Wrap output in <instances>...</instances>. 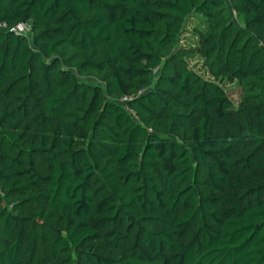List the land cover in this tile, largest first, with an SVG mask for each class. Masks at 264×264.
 I'll use <instances>...</instances> for the list:
<instances>
[{
  "label": "trees",
  "instance_id": "trees-1",
  "mask_svg": "<svg viewBox=\"0 0 264 264\" xmlns=\"http://www.w3.org/2000/svg\"><path fill=\"white\" fill-rule=\"evenodd\" d=\"M244 2L253 16L264 20V0ZM224 4L225 0L160 3L180 15L195 11L208 20ZM2 21L9 25L30 21L35 37L47 41L43 49L49 56L62 47L75 49L84 56L82 68L107 72L106 90L130 100L128 107L106 100L96 88L92 109L103 103V120L90 134L86 123L67 116L75 100L72 87L85 94L88 85L70 72L52 85V64L38 61L29 37L0 30L1 98L10 97L18 84L29 83L37 62L48 93L47 111L57 126L51 143L44 117L32 141L11 134L31 147L39 139L55 154L42 172L24 152L0 162V172L10 182L9 193L16 197L0 211V264H39L44 225L53 215H59L60 228L51 243L55 256L51 264L86 260L88 264H264L263 189L239 169L251 155L242 154L248 137L256 142L253 151L264 145V116L254 122L247 119L248 132L241 136V111L224 88L214 81L194 80L188 70L162 79L176 92L184 113L157 89L133 91L135 82L148 84L144 79L162 64L158 42L176 43L180 26L161 31L150 0H0ZM222 65L231 77L250 74L264 88V57L258 49L250 53L232 42ZM167 119L185 128L184 142L152 132L150 127ZM84 140L86 147L79 145ZM143 140V185L129 189L119 170L133 163ZM193 153L210 192L206 196L187 185L196 169ZM155 165L167 176L164 188L150 173ZM97 169L109 187L106 197L99 196L94 182ZM107 210L111 213L103 216ZM121 215L123 219L118 218ZM111 220L113 227L103 231ZM101 237L113 248L121 242L128 246L116 257L83 252Z\"/></svg>",
  "mask_w": 264,
  "mask_h": 264
},
{
  "label": "rangeland",
  "instance_id": "rangeland-1",
  "mask_svg": "<svg viewBox=\"0 0 264 264\" xmlns=\"http://www.w3.org/2000/svg\"><path fill=\"white\" fill-rule=\"evenodd\" d=\"M150 1L152 7L159 14L161 31L166 30V27L180 26L181 29L176 43L161 45L158 42L157 52L162 58V64L153 69L151 75L144 79L148 84L135 82L133 91H142L148 88L157 89L176 111L184 113V108L176 99V92L162 82V79L165 75L173 74L176 71L188 70L192 73L194 80L214 81L224 88L234 105L241 111L242 120L240 123L243 130L240 135H246L248 132L247 119L254 122L264 116V88L257 78L250 74L245 78H234L226 74L222 59L232 42H238L250 53L258 49L260 55L264 57V20L253 16L249 9L244 7V4L248 5L244 0H225V4L219 9L213 20H208L195 11L187 15L175 13L168 7L160 5L166 0ZM262 13L264 17V8ZM28 37L37 52L38 61L52 64L49 72L52 85H56V82L66 76L68 72L74 74L81 83L88 85V91L85 94L72 87L75 90V100L74 105L67 110V116L73 121L81 120V123H86L90 134L93 132L92 127L103 120V103H100L95 110L92 109L96 88H101L106 100L125 105L118 94L109 93L106 90L107 82L110 79L107 72L98 73L92 69L82 68L84 56L81 53L75 49L62 47L56 54L49 56L43 49L47 42L44 38H36L33 31L28 32ZM96 58H99V55ZM47 101L48 93L42 69L35 62L29 83L18 84L10 97L6 99H2L0 96V162L6 156L24 152L31 155L32 164L36 165L40 172L48 170L49 157L55 154L50 146L45 148L38 139L34 147H31L29 143L11 138V134H15L22 135L23 140L28 137V140L32 141L40 125L41 117H44L46 119L44 125L51 143L57 133V126L50 120L46 107ZM244 115L245 117H243ZM137 117L141 119L138 113ZM150 129L162 137L178 139L182 142L187 136L185 128L173 119L158 121L155 128L150 127ZM27 132L30 134L28 135ZM144 143L143 140L139 144L133 163L119 170L121 181L129 189L143 185L141 154ZM79 145L86 147L87 140L80 141ZM255 145L256 142L253 141V138L246 139V146L242 149V154L251 152V155L247 160H242L239 163V169L241 173L258 180L263 189L260 200L264 203V145L253 151ZM192 157L196 169L193 172V178L187 182V185L194 186L200 196H206L210 194L206 186V179L198 166L194 153ZM150 173L155 177L160 187L166 186L167 176L160 165H155ZM3 174L5 173L0 172V211L3 207L10 206L16 199L10 195V182ZM94 182L98 186L99 196H108L109 187L98 169ZM110 213L111 211L107 210L103 211L102 215L107 216ZM59 218V215H53L44 225L45 235L39 264H51L55 259L51 252V243L56 236V231L60 228ZM118 218L123 219L122 215ZM112 227L111 220L103 231H108ZM124 246H128L127 242H121L118 248H113L105 238L101 237L94 244L88 245L83 252L95 251L116 257ZM83 264H88L87 260Z\"/></svg>",
  "mask_w": 264,
  "mask_h": 264
},
{
  "label": "built area",
  "instance_id": "built-area-1",
  "mask_svg": "<svg viewBox=\"0 0 264 264\" xmlns=\"http://www.w3.org/2000/svg\"><path fill=\"white\" fill-rule=\"evenodd\" d=\"M0 30H10L20 35L28 36V32L33 31V25L30 21H22L15 25H9L6 21L0 22ZM129 96L125 95L121 101L128 107Z\"/></svg>",
  "mask_w": 264,
  "mask_h": 264
}]
</instances>
